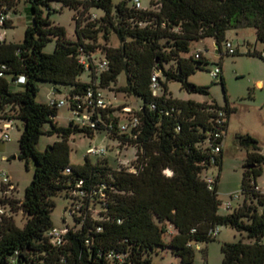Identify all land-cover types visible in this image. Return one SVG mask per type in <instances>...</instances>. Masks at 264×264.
Listing matches in <instances>:
<instances>
[{"label":"trees","instance_id":"trees-1","mask_svg":"<svg viewBox=\"0 0 264 264\" xmlns=\"http://www.w3.org/2000/svg\"><path fill=\"white\" fill-rule=\"evenodd\" d=\"M20 1L0 0V13ZM25 1L31 22L22 41L0 43V120L22 121L18 158L26 166L33 163V176L21 200L6 198L8 186L1 183L5 196L0 208L20 211L25 224L19 228L13 216L0 215V264H151L150 254L159 249L171 250L179 264H194L192 245L207 246L218 226L247 239L221 244V264H264V194L256 182L264 155L258 141L237 135L245 150L239 199L228 214H219V176L211 190L205 178L212 166L220 172L222 148L218 153L213 149L222 146L233 109L223 110L213 100H176L167 90L174 81L188 92L208 94L205 87L188 82L201 64H208L201 54L186 56L194 41L212 38L221 51L230 28L251 27L264 46V0H144V5L139 0L140 8L134 0L115 5L111 0ZM52 2L81 9L74 18L73 41L44 16ZM93 6L103 15L89 14ZM9 26L7 19L2 28ZM111 33L118 38L117 47L108 44ZM52 39L55 48L45 53ZM102 60L107 61L104 71L98 68ZM84 72L89 82L81 80ZM121 73L126 83L118 90L142 102L121 118L123 123L132 117L139 121L126 132H119L121 119L112 107L88 111L94 128L73 119L63 127L55 122L58 108L35 100L41 82L69 86L66 99L72 110L74 97H83L88 88H109ZM20 77L23 83L17 82ZM9 80L23 90L11 91ZM45 123L50 124L47 134L60 140L39 151ZM99 132L115 140L117 149H135L129 165L113 167L105 156L89 154L81 165L70 164L71 136ZM58 193L68 199L74 225L66 226L62 244L56 246L49 232L55 227L51 214ZM199 251L206 255V248Z\"/></svg>","mask_w":264,"mask_h":264},{"label":"rangeland","instance_id":"rangeland-1","mask_svg":"<svg viewBox=\"0 0 264 264\" xmlns=\"http://www.w3.org/2000/svg\"><path fill=\"white\" fill-rule=\"evenodd\" d=\"M85 1V0H79ZM112 4H117L120 0H111ZM142 4L145 1L142 0ZM81 11V9L79 10ZM79 11H75L69 7L63 6L60 2H52L51 10L44 9V16L48 17L55 25L61 26L65 30L66 39L73 41L75 31L74 18L79 15ZM8 11H6L7 13ZM11 26L0 28V35L10 43H20L26 27L31 22L30 5L25 0H21L13 9L10 10ZM77 13V14H76ZM89 14L100 17L103 11L95 6L88 11ZM225 40L232 44L236 54L227 55L225 47L222 43V50L218 51L216 42L212 38H203L194 41L190 45V51L186 56H194L200 53L202 57L208 61V64H201V69L190 75L188 82L193 86L205 87L207 95L188 92L181 88L180 83L170 81L167 83L168 94L171 98L182 101H195L204 103L213 100L221 109L226 107L232 108L229 119L228 130L225 135L223 158L221 171L218 167L212 166L208 169V173L219 176L218 197L221 201L228 199L226 193L229 190L238 192L241 187L243 163L240 159L241 153L245 150L240 146L237 135L249 134L258 141L260 153L264 155V59L259 56L264 53V46L256 39L254 28H230L225 35ZM55 39L50 40L43 51L45 53L53 52L55 48ZM108 44L117 47L119 41L114 33L110 34ZM96 55H98L96 53ZM215 67L220 69L217 77H211L208 71ZM224 80V86L221 83ZM83 82H89L90 77L87 73L81 75ZM262 82L261 86L257 82ZM126 83V76L121 73L117 77L115 84L109 88H100L103 97L111 102L114 113L121 118L126 117L128 113L138 110L142 102L133 96H126L125 93L118 90ZM39 91L35 98L37 103L47 104L49 99L64 100L66 104L58 108L55 122L59 126L66 127L69 122L74 119L72 112L68 108V100L66 96L70 91L69 86L56 85L50 82L39 83ZM9 89L13 92L23 90V85L17 84L15 81L9 80ZM58 90L54 93L53 90ZM135 109V110H134ZM123 122V119H121ZM12 127L7 131L9 140L0 139V198H4V192L1 190V173H5L9 178L13 190L7 191L6 198L21 200L24 196L25 188L29 185L33 176V163L18 158L19 144L18 140L23 128L20 119L12 120ZM2 120H0V135ZM43 134L40 136L37 149L43 151L47 146L53 144L60 139L56 135H48L50 124L45 123L42 127ZM70 154L69 161L71 165H81L84 162V156L89 148H105L109 149L106 158L111 166L116 167L119 163L129 165L134 159L135 149L127 147L126 149H117V142L108 138L104 132L95 133L93 137L82 136L81 134L72 135L68 141ZM15 157V158H13ZM94 160V158H92ZM257 185L260 187L261 193L264 194V163L261 166V172L256 178ZM55 206L51 214L52 223L59 229L66 226H73L74 220L69 216V201L58 193L54 197ZM6 214L13 216L15 224L21 228L25 224V218L22 213H11L8 206L5 207ZM219 214H228L223 204L220 205ZM65 218V222L63 221ZM220 234L207 246L201 244L204 250L207 247L206 255L202 251L195 254L194 264H221V244L225 242H236L242 240L247 242L244 235H240L235 230L226 226H218ZM151 264H179V259L169 249H159L150 254Z\"/></svg>","mask_w":264,"mask_h":264},{"label":"built area","instance_id":"built-area-1","mask_svg":"<svg viewBox=\"0 0 264 264\" xmlns=\"http://www.w3.org/2000/svg\"><path fill=\"white\" fill-rule=\"evenodd\" d=\"M134 4L136 8H140V1L139 0H134ZM8 12L6 14L4 13H0V28H2L4 21H6L8 19ZM4 40V38L2 37V35H0V43ZM225 50L229 55H232L235 53L232 44L229 42H226L225 45ZM200 53H196L194 55L195 58H199ZM262 57H264V53H262ZM80 62L85 64V61L83 59H80ZM98 68L100 71H104L107 68V61L106 60H102L101 62L98 63ZM209 74L211 75V77H217L220 74V69L215 67L214 69H212L211 71H209ZM1 75V74H0ZM153 82H155V78L152 79ZM18 83H23L24 79L23 77H20L17 80ZM153 87L156 88V84H153ZM73 104H74V108H72V110H70L75 118V121L83 124V125H89L91 128H94L96 125V121H91V113L88 111L94 110V109H107L112 107L111 102L107 101L103 95L101 94L100 90H95V89H91L88 88L86 90V93L83 97H74L72 100ZM50 106H54L56 108H60L62 106H64L66 104V102L64 100H55V99H49V103ZM69 106V103H68ZM74 120V119H73ZM12 120H3L2 124H1V132L2 134L0 135V139L1 140H9V136L7 134V131L12 127ZM139 125V121L136 117H132L130 119V121L128 122H120L118 125L119 128V132H126L129 129H135L137 126ZM108 127L111 129L112 126L108 125ZM222 148V146H215L213 149L214 153H218L220 151V149ZM86 154L89 155H96V156H106V154H108V149L105 148H89L87 149ZM132 170V169H131ZM68 171V170H67ZM1 183L5 186H8V190H13L14 187L12 186L9 178L7 177V175L5 173H1ZM205 182L207 184V187L209 190H211L213 188V184H214V177L212 176H207L205 178ZM82 182H79V185H81ZM239 199V193L238 192H234L232 194H230L228 196V199L226 201H224L223 207L226 210H230L233 206V203L235 201H237ZM4 214V210L0 208V215ZM67 232V228L65 227L64 229H59L57 227H53L51 229V231L49 232V236L51 237V240L53 242L54 245L59 246L62 244V240L63 237L65 235V233ZM218 233V228L216 230L213 231L212 236H216ZM193 249L195 251H199L201 250V245L200 244H194L192 245Z\"/></svg>","mask_w":264,"mask_h":264},{"label":"crops","instance_id":"crops-1","mask_svg":"<svg viewBox=\"0 0 264 264\" xmlns=\"http://www.w3.org/2000/svg\"><path fill=\"white\" fill-rule=\"evenodd\" d=\"M10 11H8V19L11 21V18H10V13H9ZM11 24H12V22H11ZM257 85L258 86H261L262 85V82H257ZM53 92L54 93H57V92H55L54 90H53ZM228 125H229V123H228ZM227 130H228V128H227ZM227 133V132H226ZM226 135V134H225ZM225 139V138H224ZM225 141V140H224ZM224 141H223V144H222V160H221V166H222V162H223V158H224V155H225V149H224ZM240 159H241V161H242V163H244V160H245V152L242 154L241 153V155H240ZM243 165V164H242ZM220 171H221V169H220ZM208 176H212V177H214V175H212V174H209L208 173ZM215 178V177H214ZM218 183H219V180H218ZM217 183V193L220 191V189H219V184ZM258 188H259V190H260V187L258 186ZM261 192V191H260ZM233 192H232V190H229L227 193H226V196L228 197L230 194H232ZM226 201V200H225ZM223 202V201H222ZM219 234H220V230H218V233H217V235L215 236V238L216 237H218L219 236ZM206 253H207V247H206Z\"/></svg>","mask_w":264,"mask_h":264},{"label":"water","instance_id":"water-1","mask_svg":"<svg viewBox=\"0 0 264 264\" xmlns=\"http://www.w3.org/2000/svg\"><path fill=\"white\" fill-rule=\"evenodd\" d=\"M13 158H15V157H13Z\"/></svg>","mask_w":264,"mask_h":264}]
</instances>
